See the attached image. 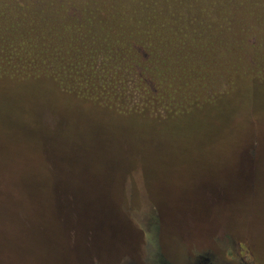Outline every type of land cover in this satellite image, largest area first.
Masks as SVG:
<instances>
[{
    "label": "rangeland",
    "instance_id": "374dc122",
    "mask_svg": "<svg viewBox=\"0 0 264 264\" xmlns=\"http://www.w3.org/2000/svg\"><path fill=\"white\" fill-rule=\"evenodd\" d=\"M245 13L209 60L197 53L200 34L182 69L167 71L146 55L129 60L142 112H118L53 77L0 76V264H59L55 250L64 264H264V80L253 78L264 68V25ZM8 16L0 13V23L16 21ZM212 76L221 78L214 88ZM173 98L181 109L170 110ZM110 180L100 208L125 240L111 246L116 235L102 228L93 243L80 223L57 221L60 186L65 196L80 182L81 195L97 181L98 196ZM96 210L84 219L92 223ZM66 222L68 235L59 231Z\"/></svg>",
    "mask_w": 264,
    "mask_h": 264
},
{
    "label": "trees",
    "instance_id": "16d2710c",
    "mask_svg": "<svg viewBox=\"0 0 264 264\" xmlns=\"http://www.w3.org/2000/svg\"><path fill=\"white\" fill-rule=\"evenodd\" d=\"M0 3L3 6L0 13L9 12L8 17L16 20L0 23V76L53 77L62 89L95 98L99 104L122 113L144 109L142 93L136 84L138 73L132 65H127L129 60L146 55L167 66V71H175L184 68L186 59L192 56L196 35L200 34L204 40L203 46L197 49L198 55L209 60V55L215 56L226 46V39L231 37L238 24H242L240 16L245 11V17L252 15L264 25L259 19L264 18V0H0ZM11 3L15 4L12 6ZM73 7L81 8L87 18H80ZM71 11L75 16L70 14ZM261 33L264 37V28ZM260 39L261 48L264 41ZM55 40L64 46L56 47ZM166 74L174 77L169 72ZM253 78L264 80V68ZM220 79V76L211 77L213 88ZM172 104L170 110L177 111L183 107V100L178 102L173 98ZM1 172L2 202L6 189L1 187L5 181ZM93 184L96 183L85 184L89 192L82 196L84 203L71 193L76 191L75 187L63 196L60 186L52 205L56 210L62 206L64 213L57 216L59 223L64 217L72 226L84 222L87 234L91 232L95 241L97 230L92 223H97V219L92 223L84 219L85 210L99 208L103 200L97 197V185ZM2 185H6V181ZM79 186L84 187L82 183ZM79 202L82 203L81 212L76 209ZM68 207L74 208L69 210ZM71 210H76L80 220L71 221ZM162 214L165 224L169 216L164 211ZM67 222L59 229L62 233L68 229ZM100 223L108 225L105 215ZM107 229L111 231V228ZM112 231L116 238H108L111 246H115L114 240L126 239L123 230ZM102 232L101 229L99 236ZM62 233L57 234L59 241L63 238ZM132 235L137 240V233L131 231L134 240ZM55 251L51 252V257L58 256V263L64 264Z\"/></svg>",
    "mask_w": 264,
    "mask_h": 264
},
{
    "label": "flooded vegetation",
    "instance_id": "af4514ba",
    "mask_svg": "<svg viewBox=\"0 0 264 264\" xmlns=\"http://www.w3.org/2000/svg\"><path fill=\"white\" fill-rule=\"evenodd\" d=\"M79 183L80 182H75L74 183V187H78L79 186ZM93 183H96V184H93V186H95L96 187V185H97V181H93ZM112 183H114L112 180H110V184H107L108 186H106V185H104L103 187H102V190H101V192H100V194L98 193V196L97 197H105V198H108V197H111L112 196V194H111V192H109L110 191V189H109V186H111V184ZM97 188V187H96ZM112 190V189H111ZM69 193V192H68ZM71 193L72 194H75V195H77V196H79V198H82V196H84V195H87V194H81L80 195V193H75V191L73 192V190L71 191ZM78 198V199H79ZM110 214H112V213H110ZM102 215H103V213H102V209H100V207L99 208H97V223H92L93 224V228H96V237H97V243H99V241H100V236H99V231L102 229V228H107V227H109V228H111V230H114V231H117L118 229H122L123 231H124V227L123 226H120L119 225V223H118V221L116 220V217H114V216H112V215H109V216H105V219L108 221V225L107 226H105V225H102L101 223H100V219H102ZM174 218H176V220L178 221V219H179V217H174ZM78 219L80 220V216H78ZM80 224H81V227H86L87 228V226H86V224H84V225H82V222H79ZM169 223V221H165V224L164 223H162L163 224V226L165 227V231L166 232H168V230H167V224ZM174 225V224H173ZM89 226V225H88ZM168 229H172L173 230V228H169L168 227ZM124 232H126V231H124ZM145 241V240H144ZM93 243H95V241H92ZM94 247V246H93ZM95 248V247H94Z\"/></svg>",
    "mask_w": 264,
    "mask_h": 264
}]
</instances>
